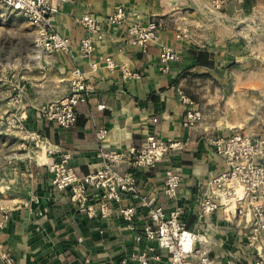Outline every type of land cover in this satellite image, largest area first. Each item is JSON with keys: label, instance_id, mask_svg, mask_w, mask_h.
<instances>
[{"label": "crops", "instance_id": "1", "mask_svg": "<svg viewBox=\"0 0 264 264\" xmlns=\"http://www.w3.org/2000/svg\"><path fill=\"white\" fill-rule=\"evenodd\" d=\"M119 6L125 11L122 23H109ZM257 9H264V0H66L60 4L53 27L69 39L68 50L39 57L34 52L15 79L19 88L13 103L24 130L40 135L59 153L45 157L37 151L40 160L36 161L27 148L30 142L19 136L26 146L21 144L23 156L7 161L0 173V253L11 256L13 264H113L135 249L144 252L149 243L136 246L120 215L121 208L134 206L137 224L146 223V211L137 197L129 193L120 204H111L106 219L89 218L70 201L67 191L52 188L43 163L68 155L76 175H88L102 167L101 148L140 147L149 134L181 148L154 168L136 171L139 195L153 196L165 209H173L162 183L168 168H179L184 176L179 189L183 219L186 229L196 231L195 213L204 187L226 169L211 141L244 124L239 110L245 92L238 89L237 77L264 71V24L255 18ZM83 14L96 18L105 34L90 57L79 49L87 33L74 22ZM148 22L158 25L155 42L146 50L127 44L126 27ZM162 46L171 47L178 56L167 72L159 61ZM99 57H110L115 68L109 69ZM74 69L92 92L76 107V124L63 129L44 120L39 109L68 94ZM127 72L139 77H128ZM190 112L199 116L193 125L186 124ZM98 128L107 131L101 143L96 138ZM89 204L99 212L97 195H91ZM230 221L218 211L202 223L200 231L211 241V258L216 264L231 259L252 262L254 251ZM0 264L4 263L0 260ZM149 264H168L167 255Z\"/></svg>", "mask_w": 264, "mask_h": 264}, {"label": "built area", "instance_id": "2", "mask_svg": "<svg viewBox=\"0 0 264 264\" xmlns=\"http://www.w3.org/2000/svg\"><path fill=\"white\" fill-rule=\"evenodd\" d=\"M66 0H0V3L13 11L21 13L34 29L33 46L36 56L42 53H57L68 50L69 39L58 34L53 27L60 4ZM125 17L122 7H117L108 18L111 24H121ZM74 22L86 31L80 39L79 49L83 56L90 57L96 44L105 40L100 22L90 14H83ZM126 43L146 50L157 38L158 25L148 22L145 25L130 23L126 29ZM178 56L169 46H162L159 61L167 72ZM99 61L109 69L115 68L110 57H99ZM95 66V65H93ZM69 92L66 96L54 99L39 109L40 116L63 129L72 128L77 122L76 107L87 100L92 88L85 83L82 73L74 69L71 73ZM128 77L138 78L137 74L126 73ZM199 120L197 113L190 112L186 124L193 125ZM153 119V122H156ZM16 133L27 139L31 156L40 160L37 151L45 157L59 153L36 133H27L21 118L14 116ZM107 135L103 128L96 130V138L101 143ZM25 146V143L22 144ZM216 155L224 162L225 171L208 180L195 213L198 229H186L183 219L184 207L179 202V189L184 180L182 171L176 167L166 170L162 191L173 209L167 210L158 204L155 197L139 195L135 173L140 169L154 168L170 152L180 149L179 143L163 141L154 135H147L140 147H129L125 151L99 150L102 167L91 174L78 176L69 166V156L63 155L59 161L45 162L50 175L51 186L55 191H67L70 201L77 204L87 217L100 216L106 219L111 215V204H120L126 194L138 198L140 208L146 211L147 221L139 226L136 222L137 209L134 206L121 208L120 215L134 236L136 246L148 242L144 252L135 249L128 257L113 264H149L160 261L163 253L168 264H216L210 254L211 241L200 231L202 223L220 211L226 221H234L238 232L243 236L246 246L254 251V260L247 264H264V136H252L243 132H232L216 137L211 141ZM26 147V146H25ZM28 152V153H29ZM1 176V175H0ZM3 179L0 177V183ZM97 195L99 212L89 204L91 195ZM152 243V245H150ZM154 244V245H153ZM4 264L14 260L6 253H0ZM226 264H243L233 259Z\"/></svg>", "mask_w": 264, "mask_h": 264}, {"label": "rangeland", "instance_id": "3", "mask_svg": "<svg viewBox=\"0 0 264 264\" xmlns=\"http://www.w3.org/2000/svg\"><path fill=\"white\" fill-rule=\"evenodd\" d=\"M255 15L264 24V9H257ZM33 38L34 29L26 18L0 3V173L7 161L24 154L23 142L16 133L13 103L19 88L15 79L35 52ZM237 79L238 89L245 92L243 106L240 104L243 111L239 110L244 124L234 132L264 136V71H253L249 78Z\"/></svg>", "mask_w": 264, "mask_h": 264}]
</instances>
